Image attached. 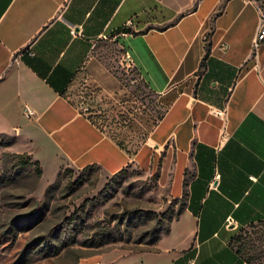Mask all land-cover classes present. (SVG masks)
<instances>
[{
	"label": "crops",
	"instance_id": "1",
	"mask_svg": "<svg viewBox=\"0 0 264 264\" xmlns=\"http://www.w3.org/2000/svg\"><path fill=\"white\" fill-rule=\"evenodd\" d=\"M258 6L264 4L0 0V134L39 161L41 178H57L64 167H97L110 176L130 166L156 168L160 190L174 197L183 196L188 178L185 210L148 254L168 264H247L229 242L264 221V43L252 57ZM119 31L126 35L110 40ZM107 41L130 54L160 99V116L140 107L110 68ZM80 89L99 114L121 123L97 122ZM112 128L127 134L124 147Z\"/></svg>",
	"mask_w": 264,
	"mask_h": 264
},
{
	"label": "rangeland",
	"instance_id": "2",
	"mask_svg": "<svg viewBox=\"0 0 264 264\" xmlns=\"http://www.w3.org/2000/svg\"><path fill=\"white\" fill-rule=\"evenodd\" d=\"M104 47V58L140 107L158 115L159 97L134 68L121 63L116 43L107 41ZM89 96L83 89L78 92L103 125L121 123L99 114ZM110 130L120 140L127 138ZM14 142L13 136L0 134V264H168L165 256L148 253L184 200L160 190L159 169L130 166L110 176L97 167H64L57 178H41L33 159L16 152ZM237 234L236 246L250 242L255 262L264 264V221Z\"/></svg>",
	"mask_w": 264,
	"mask_h": 264
},
{
	"label": "trees",
	"instance_id": "3",
	"mask_svg": "<svg viewBox=\"0 0 264 264\" xmlns=\"http://www.w3.org/2000/svg\"><path fill=\"white\" fill-rule=\"evenodd\" d=\"M257 1L261 2L260 0H257ZM261 3H262V2H261ZM262 4H263V3H262ZM119 32H121V31H119ZM119 32H118V33H119ZM128 32H132V31L129 30ZM132 33H133V34H138V32H132ZM201 66H202V67L204 66L203 62H202V64H201ZM112 70H113V69H112ZM114 72H115V71H114ZM115 73H116V72H115ZM116 74H117V73H116ZM117 75H118V74H117ZM118 77H119V76H118ZM143 83H144V82H143ZM144 85H145V84H144ZM145 86H146V85H145ZM146 88H147V87H146ZM158 115L160 116V112L158 113ZM97 122H100V120L98 119ZM101 123H102V122H101ZM102 125H103V123H102ZM110 133L112 134V137L115 138V139L118 141L119 145L122 146V147H124V143L122 142V140H120L119 138H117V136H116L114 133H112L111 130H110ZM18 156H21V155H18ZM25 157H26L27 159H30L28 155L24 156V158H25ZM22 158H23V157H22ZM30 162H32L33 166H35V169H36V172H37V176H38V177H41V176H42V168H41V165H40L39 161L31 160V159H30ZM124 170H125V169H123L122 171H120L118 174L122 173ZM116 175H117V174H116ZM59 176H60V173L58 174V177H59ZM156 178L158 179V175H156ZM188 182H189V179L186 178V179L184 180V183H183V187H184V190H183V200H184V203H183L182 208L180 209L178 215L170 220V222L168 223V225L166 226V228L163 229L162 232L159 233V234L157 235V237H156V239H155V243L158 242V241L160 240V238H161V236H162L163 234L169 232L171 223H172L175 219H177V218L182 214V212L185 210V202H186L187 195H188V191H187V188H188ZM56 185H57V183H54V184L50 185V186L48 187V191H49L50 189L54 188ZM260 222H261V221H260ZM238 238H239V237H238V234H236L235 236H233V237L231 238V240H230V242H229L230 247H232V248L235 250V252H236V253H237V254H238V255H239V256H240V257H241V258H242L247 264H257V263L255 262V258L253 257V255H251V252H254V251H255L254 248L251 247V243H250V242L242 243V244H240V246L237 247V246H236V242L238 241ZM256 260H258V259L256 258Z\"/></svg>",
	"mask_w": 264,
	"mask_h": 264
},
{
	"label": "built area",
	"instance_id": "4",
	"mask_svg": "<svg viewBox=\"0 0 264 264\" xmlns=\"http://www.w3.org/2000/svg\"><path fill=\"white\" fill-rule=\"evenodd\" d=\"M120 35H126V33L124 31L116 33L110 37V40L115 41L116 38ZM263 43H264V6H258L257 31H256V34H255L253 41H252V57L253 58L257 57L258 50ZM223 48H224V46H223ZM16 61H17V58L14 57L12 59V63H14ZM121 63L127 68H134L133 60L127 51H124L122 58H121ZM24 114L26 115V117H31L34 114V112L32 109H30L28 106H26L24 109ZM218 114L221 115L222 113L220 112ZM227 137H228L227 129H226V127H224L221 138L225 139ZM228 224H232V219H230L228 221Z\"/></svg>",
	"mask_w": 264,
	"mask_h": 264
}]
</instances>
